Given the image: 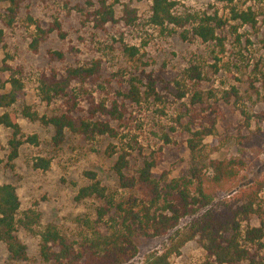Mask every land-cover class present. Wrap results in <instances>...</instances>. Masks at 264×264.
Listing matches in <instances>:
<instances>
[{
  "label": "rangeland",
  "instance_id": "rangeland-1",
  "mask_svg": "<svg viewBox=\"0 0 264 264\" xmlns=\"http://www.w3.org/2000/svg\"><path fill=\"white\" fill-rule=\"evenodd\" d=\"M17 1L19 7L11 18V6L0 4V84L11 74L24 84L13 110L24 139L37 135L39 144H25L10 168L12 131L0 125V186L16 188L20 217L27 213L32 225L17 233L28 247V260L13 259L0 240V264H46L39 257V233L49 225L74 243L89 236L98 225L95 210L127 194L118 186L112 169L116 155H110V148L130 153V174L145 161L158 160L154 172L173 179L189 168L190 131L211 128L213 135L203 140V157H240L246 167L238 180L216 188L210 207H218L264 178V0H172L173 14L187 20L183 27L153 25L151 0H105L115 10L116 19L106 24L100 22L98 4L91 6L89 0ZM126 8L132 10L130 23L124 20ZM248 11L256 18L253 25L235 19L237 13ZM205 17L223 23L216 30L217 40L203 42L194 35L197 22ZM56 23L60 32L39 35L37 25L48 30ZM54 52L63 53L64 59L53 60L49 54ZM94 62L99 63L100 73L70 87L79 108L85 110L91 100L122 103L118 94L127 91L132 77L141 81L142 93L153 80L158 96L144 95L140 103L125 102L124 118L113 125L115 138L87 139L67 133L55 145L51 127L24 118L21 112L30 107L39 117L63 113L65 99L55 98L49 105L43 101L42 77L64 76L69 68ZM38 158L50 161L48 170L33 168ZM86 172L97 175L107 189V199H76L79 189L89 182ZM260 200L264 207V188ZM208 209L181 219L165 235L142 240L138 254L126 264H147L152 255L170 250L173 264L210 262L198 239L178 251L173 249L180 234ZM247 226L245 222L243 228ZM262 243L258 259L264 263V239Z\"/></svg>",
  "mask_w": 264,
  "mask_h": 264
},
{
  "label": "trees",
  "instance_id": "trees-1",
  "mask_svg": "<svg viewBox=\"0 0 264 264\" xmlns=\"http://www.w3.org/2000/svg\"><path fill=\"white\" fill-rule=\"evenodd\" d=\"M151 1L153 25L162 27L170 24L183 27L187 22L173 14L174 1ZM88 2L91 6L94 2L98 4L96 11L101 18V24L116 22L115 10L105 0ZM0 4L11 6L9 13L12 15L8 17L11 18L20 3L17 0H0ZM124 13V20L130 23L133 20L132 10L126 8ZM235 19L245 24L256 23L251 11L237 13ZM11 22L7 21L6 25L10 26ZM222 26L223 23L217 19L205 17L197 22L193 29L194 35L203 42L217 40L216 30ZM36 28L40 36L60 32L58 23L48 30H43L38 25ZM49 55L53 60L64 59L61 52ZM99 73L100 65L94 62L90 66L69 68L64 76L44 75L40 82L43 101L49 105L55 98L65 99L66 110L58 115L39 117L30 112V107H26L21 115L51 127L55 145L61 144L67 133L87 139L102 136L115 138L117 132L113 125L124 118L127 110L125 102L140 103L144 95H158L153 80L148 84V91L142 93V88L138 85L141 81L132 77L127 82V91L118 94L123 100L122 103L118 99L99 103L91 100L83 110L70 95L71 84L91 80ZM10 76L5 84H0V125L12 131L8 143V166L13 168V162L18 159L21 148L25 144L36 146L39 141L37 135L24 139L18 123L19 116L13 110V106L20 101L24 84L15 75ZM194 76L201 79L198 71L194 72ZM212 135L211 128L190 131L191 137L187 140L190 152L189 168L185 174L173 179L166 174L154 172L160 164L158 160L145 161L135 173L130 174V153L125 150L117 152L110 148V155H116L112 169L118 186L127 194L117 200L112 199L95 210L98 225L80 243L67 240L57 227L47 226L39 233L41 261L46 264H126L138 254L142 240H153L165 235L176 228L181 219L209 208L180 234L174 251L198 239L210 261L207 264H264L258 259L264 239V207L260 200L264 178L254 186L231 195L218 207H210L216 198V188L238 180L246 167L245 160L240 157H203V140ZM49 167L50 161L45 158H38L33 163L35 170L46 171ZM85 175L89 182L79 189L76 199H107V189L97 179V175L92 172H86ZM20 207L16 188L11 184L1 185L0 240L6 245L13 259L25 262L28 260V247L19 240L17 233L20 228L30 230L32 225L27 213L20 217ZM104 220L107 222L104 223ZM245 222L248 226L243 228ZM172 252L170 250L152 255L147 264H173L170 261Z\"/></svg>",
  "mask_w": 264,
  "mask_h": 264
}]
</instances>
